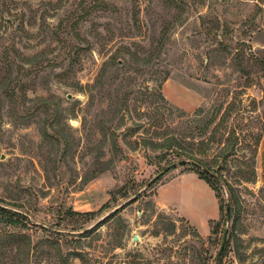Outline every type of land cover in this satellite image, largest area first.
Listing matches in <instances>:
<instances>
[{
    "label": "rangeland",
    "instance_id": "rangeland-1",
    "mask_svg": "<svg viewBox=\"0 0 264 264\" xmlns=\"http://www.w3.org/2000/svg\"><path fill=\"white\" fill-rule=\"evenodd\" d=\"M228 141L235 219L160 203L198 173L173 149ZM0 202L58 241L41 264H212L226 229L222 264H264V0H0Z\"/></svg>",
    "mask_w": 264,
    "mask_h": 264
},
{
    "label": "trees",
    "instance_id": "trees-1",
    "mask_svg": "<svg viewBox=\"0 0 264 264\" xmlns=\"http://www.w3.org/2000/svg\"><path fill=\"white\" fill-rule=\"evenodd\" d=\"M97 2V0H95ZM90 3V2H89ZM89 4L86 3V1L81 5V11L83 13L84 10L88 8ZM93 7L92 2H91V8ZM80 11V12H81ZM77 11L70 16L68 22H73ZM78 19V16L76 17ZM111 63V61H109ZM94 85V83H93ZM160 96L165 97L163 92H159ZM232 141H228V145L225 146L224 151L222 152L223 156V164L221 168L214 169L210 165H208L206 162H204L198 155H196L193 151H180V149L176 148L173 150H176L178 153H183L184 155H181L182 158L183 156L193 158L192 162L196 163L194 166H197V172L199 175L203 178H205L216 190L217 195L219 196L220 199V209L223 212L226 209V216H227V205L228 203L230 204L231 207V217L234 215V218H236L239 210V195L235 189V187L232 185V183L228 180L226 182L229 184L230 187V197L226 201V203H223L221 199V195L219 193V189L217 188L216 182L221 181V177L223 178L222 175V169L228 165L229 157L233 154V148L234 144ZM171 145V144H170ZM175 148V147H173ZM185 162V161H182ZM214 179V180H213ZM107 205V202H105L99 209L103 208L104 206ZM124 205H122L123 207ZM120 209V208H119ZM117 209V210H119ZM97 212V210H88V211H79L75 209H70V214H92ZM223 216L226 218V216ZM0 221L4 225H0V263H2L5 255V249L6 248H11L14 250L15 257L19 256L21 259L22 264H41L42 263V257L46 256L45 252H50L49 250H44L43 244H49L55 247L56 242L58 243L57 240H55L54 237L51 235H36L33 231H30L31 227L29 222L25 219V215H23L21 212L18 210L11 208L10 206L0 202ZM214 224L212 229L214 231L218 230V228L221 225V218L213 220ZM234 225V222H233ZM232 225V227H234ZM19 227L20 229H17ZM235 235L234 229L231 230L230 234L228 235V238L226 240L224 249L227 248V246L231 243L232 237L231 236ZM58 249V254L60 257H62V250L61 246L59 243L56 245ZM224 249L221 253V256L224 253ZM219 258L217 264H222V258ZM6 263V262H5ZM214 263V262H213ZM212 263V264H213ZM204 264H208L207 262Z\"/></svg>",
    "mask_w": 264,
    "mask_h": 264
},
{
    "label": "crops",
    "instance_id": "crops-1",
    "mask_svg": "<svg viewBox=\"0 0 264 264\" xmlns=\"http://www.w3.org/2000/svg\"><path fill=\"white\" fill-rule=\"evenodd\" d=\"M159 199L163 206L175 205L197 223L207 224L208 219L220 218V199L215 188L196 172H183L166 182Z\"/></svg>",
    "mask_w": 264,
    "mask_h": 264
},
{
    "label": "water",
    "instance_id": "water-1",
    "mask_svg": "<svg viewBox=\"0 0 264 264\" xmlns=\"http://www.w3.org/2000/svg\"><path fill=\"white\" fill-rule=\"evenodd\" d=\"M122 205H123V204H122ZM226 219H227V220H230V219H231V207H230V204H229V203H228V205H227V216H226ZM135 237H136V236H135ZM226 238H227V229H226L225 234H224L223 244L225 243ZM222 246H223V245H222ZM221 248H222V247H221ZM221 250H222V249H220L218 255L216 256V259H215V261H214V264H217L218 259H219L220 254H221Z\"/></svg>",
    "mask_w": 264,
    "mask_h": 264
}]
</instances>
